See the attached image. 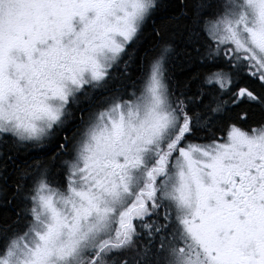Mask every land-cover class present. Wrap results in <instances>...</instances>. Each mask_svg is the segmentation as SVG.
Instances as JSON below:
<instances>
[{
  "label": "snow or ice",
  "instance_id": "obj_1",
  "mask_svg": "<svg viewBox=\"0 0 264 264\" xmlns=\"http://www.w3.org/2000/svg\"><path fill=\"white\" fill-rule=\"evenodd\" d=\"M0 264H264V0H0Z\"/></svg>",
  "mask_w": 264,
  "mask_h": 264
}]
</instances>
